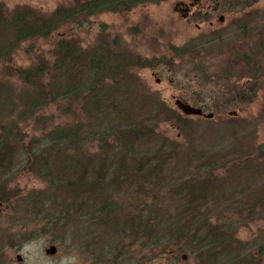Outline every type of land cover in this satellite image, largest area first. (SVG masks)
<instances>
[{
  "label": "trees",
  "instance_id": "trees-1",
  "mask_svg": "<svg viewBox=\"0 0 264 264\" xmlns=\"http://www.w3.org/2000/svg\"><path fill=\"white\" fill-rule=\"evenodd\" d=\"M146 1L152 0H70L51 13L31 7L10 10L0 4V203L11 207L16 215L9 217L0 211V221L8 219L9 228L45 222L51 231L59 229L51 232L55 241L70 240L68 221L62 220L72 215L74 218L70 216L69 221H73L85 211L81 217L87 223L84 255L94 261L109 256L118 237H132L135 228L144 232L147 222L141 216L134 225L124 207L136 206V184L141 186L146 179L155 182V173L158 180L170 168L175 142L162 141L157 127L168 119L176 124L182 117H175L158 94L143 90L145 86L142 88L137 82L135 85L129 77L134 64L150 66L157 60L139 56L133 59L125 51L115 52L107 47L90 53L67 36H59L51 50L42 46L47 42L32 41L48 40L64 24L78 18L130 10ZM27 43L28 63H15V54ZM38 44L41 48H35ZM188 45L193 50L197 48ZM56 103L63 113H72L75 118L56 123L55 111L47 117L46 110ZM27 124L34 125L38 132L27 133L23 129ZM88 149H93L94 155L86 153ZM192 161L200 164L199 168L207 167L210 173L225 167L216 156L194 155ZM25 172L43 178L47 186L43 195H23L15 189L18 177ZM212 183L205 178L192 186L180 180L170 184L177 198L173 204L180 212L176 216L165 215L159 225L149 227L146 235L154 237L151 244L156 249L174 251L176 246L186 252L187 242L178 241L190 238L194 247L188 248L202 260L197 264H247V260H240L233 253L228 262L224 261L232 242H223V235L207 221L217 213L205 202L212 200L218 205L221 200L225 206L228 195L223 196L225 189L220 191L223 186L213 187ZM237 184L230 191H236L243 199L237 204L240 209H246L250 199L261 198L256 190L245 188L242 181L237 179ZM124 197L132 202L124 204ZM62 207L65 212H57ZM153 212L164 215L165 209L154 208ZM182 222L186 233L174 226ZM3 237L0 230V264H4L7 247ZM71 238L74 242L80 239L78 235ZM102 244L107 249L97 248Z\"/></svg>",
  "mask_w": 264,
  "mask_h": 264
},
{
  "label": "rangeland",
  "instance_id": "rangeland-1",
  "mask_svg": "<svg viewBox=\"0 0 264 264\" xmlns=\"http://www.w3.org/2000/svg\"><path fill=\"white\" fill-rule=\"evenodd\" d=\"M69 1L0 0V4L10 10L31 7L51 13L59 6L67 5ZM181 1L190 0H152L130 10L103 12L86 19L78 18L64 24L48 40L32 41L47 42L42 46L51 50V44L59 36H67V39L79 42L80 47L90 53L107 47L115 52L125 51L133 59L139 56L152 62L157 60L150 66L136 67L134 64L132 71L128 72L129 77L135 85L137 82L142 88L145 86L143 90L158 94L175 117H182L176 124L168 119L157 127L162 141L175 142L173 145L176 153L171 159L170 168L166 173L160 174L158 180L155 173V182H148L146 179L141 181V186L136 184V206L124 207V213L127 212V216L133 218L134 225L143 217L147 222L143 227L144 232L142 228L136 230L131 222L130 225L135 228L133 233L136 234L132 233V237L123 236L122 240L118 237V245L116 243L115 247L118 251L113 248L109 256L101 257L102 261L87 257L94 264H127L125 257L132 264L200 263L201 258L197 259L192 253L193 249L188 248L194 247L190 238L188 241H178L187 242L186 249L189 252L181 251L183 249L176 246H173L174 251L171 248L161 250L152 247L154 237L146 234L149 227L159 225L160 219L165 215L176 216L180 212L178 206L173 204L177 198H174L176 193L170 189V184L180 180L192 186L205 178L213 181V187L223 186L220 191L225 189L223 196L228 195L224 198L226 209L221 200L218 201L219 206L214 205L212 200L205 202L216 208L217 213L211 214L207 221H211V225L223 235V242H232L224 261L228 262L233 253L240 260H247V264H264V202L259 205L249 204V208L246 204V209H240L237 204L243 203V199L236 191L233 194L230 191L239 186L238 179L244 183L245 188L256 190L262 195L261 199H264V0H199L188 18L182 17L181 12L176 9ZM221 16L223 20H220ZM188 43L196 45V50L192 46H186ZM27 46L28 43L15 54V63H28ZM39 47L41 48L39 44L35 46ZM224 75H229L230 78ZM174 96L202 106L205 113L212 112L214 117L184 114L175 104ZM60 108L59 103L48 108L47 117L55 111L58 114L56 123L75 118L72 113H63ZM231 110H236L237 113L230 115ZM34 128L32 124L23 125V129L29 134L38 132ZM152 143L151 140L149 145ZM85 152L92 155L95 151L88 149ZM194 155L205 158L216 156L225 167L210 173L207 167H197L200 164L199 160L198 163L192 161ZM45 187L43 178L35 177L29 172L20 175L15 183V189L23 195L30 193L41 196ZM124 198V204L132 202L131 199ZM154 208L165 209L164 215L155 214ZM62 210L63 207L57 212ZM0 211L9 217L16 216L11 207L1 203ZM85 214V211L80 212V216L77 215L73 221H69L72 215L62 220L68 221L70 240L56 238L55 241V234L51 232L56 233L59 229L51 231L45 226V222L29 227L9 228L8 219L1 220L0 230L7 246L4 249V264L86 262L83 243L87 223L81 218ZM243 221H247L245 225H242ZM174 226L179 231H184L183 222ZM71 235H78L80 239L75 243ZM90 235L94 237L93 234ZM106 237L111 239V235ZM103 244L97 248H104ZM51 245L56 246L57 252L53 255L46 254L45 249ZM18 256L22 260H18Z\"/></svg>",
  "mask_w": 264,
  "mask_h": 264
},
{
  "label": "flooded vegetation",
  "instance_id": "flooded-vegetation-1",
  "mask_svg": "<svg viewBox=\"0 0 264 264\" xmlns=\"http://www.w3.org/2000/svg\"><path fill=\"white\" fill-rule=\"evenodd\" d=\"M199 2V0H190L189 2H185V1H181L179 4H178V6H177V10L179 11V12H181V16L182 17H184V18H188V17H190L191 15H192V8L193 7H195V5L197 4ZM220 20H223V17L221 16L220 17ZM246 57H247V55H246ZM250 73V72H249ZM226 78H230L229 77V75H224ZM157 82H159V79L157 80ZM250 92H252L251 90H249ZM243 92H245L246 93V91H243ZM174 99H175V104L177 105V103H176V101L177 100H180V101H182V102H185V103H187V104H189V105H191V106H193V107H196V108H200V109H202V111H203V113H202V115H199V116H203V117H205L204 115L205 114H207V113H205V111H204V108L202 107V106H196V105H193V104H191L190 102H188L187 100H184V99H182V98H180V97H176V96H174ZM178 106V105H177ZM237 112L236 110H231V111H229V112ZM214 117V116H213ZM262 196V195H261ZM263 202H264V199L262 198H259L258 200H255V201H253V200H249L248 202H247V204H252V205H259V204H263ZM250 214H252V212L250 211ZM251 216V215H250ZM251 218V217H250ZM245 249H248V247H245ZM261 251H263V248H259ZM46 250V249H45ZM46 252V251H45ZM47 254V253H46ZM261 254V253H260ZM50 255V254H49ZM53 255V254H52ZM184 257V256H183ZM18 260H22V257L20 256V258H19V256H18ZM93 260V259H92ZM98 260H100V261H102V259L99 257L98 258ZM85 261V260H84ZM87 261H89V260H86V264H94L93 262H91V261H89V263L87 262ZM95 261H97V260H95ZM80 263H85V262H79V263H77V264H80Z\"/></svg>",
  "mask_w": 264,
  "mask_h": 264
},
{
  "label": "water",
  "instance_id": "water-1",
  "mask_svg": "<svg viewBox=\"0 0 264 264\" xmlns=\"http://www.w3.org/2000/svg\"><path fill=\"white\" fill-rule=\"evenodd\" d=\"M178 108L186 115H202L203 111L200 108L193 107L185 102H182L180 100L176 101ZM237 112H229L230 115L236 114ZM206 118H213L214 114L213 113H207L204 115ZM46 253L47 254H55L57 252V248L55 245H51L48 248H46ZM20 258V256H19ZM185 258V256H184ZM83 264V263H80Z\"/></svg>",
  "mask_w": 264,
  "mask_h": 264
},
{
  "label": "bare ground",
  "instance_id": "bare-ground-1",
  "mask_svg": "<svg viewBox=\"0 0 264 264\" xmlns=\"http://www.w3.org/2000/svg\"><path fill=\"white\" fill-rule=\"evenodd\" d=\"M87 259V258H86ZM83 264H86V262L85 263H83Z\"/></svg>",
  "mask_w": 264,
  "mask_h": 264
}]
</instances>
